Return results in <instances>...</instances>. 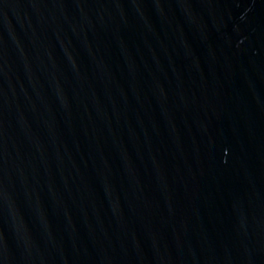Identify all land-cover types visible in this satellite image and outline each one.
<instances>
[{"label":"water","instance_id":"1","mask_svg":"<svg viewBox=\"0 0 264 264\" xmlns=\"http://www.w3.org/2000/svg\"><path fill=\"white\" fill-rule=\"evenodd\" d=\"M0 264H264V0H0Z\"/></svg>","mask_w":264,"mask_h":264}]
</instances>
